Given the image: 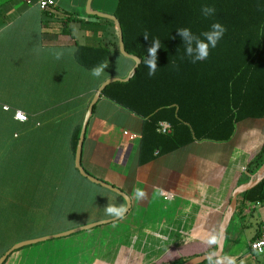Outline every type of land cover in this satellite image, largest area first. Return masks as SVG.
I'll return each mask as SVG.
<instances>
[{"label": "crops", "instance_id": "obj_1", "mask_svg": "<svg viewBox=\"0 0 264 264\" xmlns=\"http://www.w3.org/2000/svg\"><path fill=\"white\" fill-rule=\"evenodd\" d=\"M38 1L0 0V113L10 116L15 108L46 123L53 111L71 105L75 108L61 119L74 130L83 124L97 86L121 78L126 69L119 31L111 19L88 14V0H54L57 9L51 13ZM117 2L93 0L92 9L114 14ZM63 12L74 19L66 33ZM80 47L111 52L104 78L87 74L90 68L79 62ZM143 127V118L102 95L89 120L82 166L122 189L132 202L129 212L108 224L20 249L5 264H182L217 250L233 193L251 179L248 166L264 146V118L240 121L228 141H195L145 163L140 160ZM51 155L50 172L60 178L76 175L59 163L61 153ZM138 190L143 198H137ZM244 195L238 197L222 256L202 264H264V254L251 249L264 220V203L245 202ZM108 200L124 210L127 206L120 195ZM78 204L75 199L52 203ZM57 210L41 208L36 218L25 211L27 235L31 221L47 220ZM115 217L105 209L87 224Z\"/></svg>", "mask_w": 264, "mask_h": 264}, {"label": "trees", "instance_id": "obj_2", "mask_svg": "<svg viewBox=\"0 0 264 264\" xmlns=\"http://www.w3.org/2000/svg\"><path fill=\"white\" fill-rule=\"evenodd\" d=\"M203 5L215 7V15L204 17ZM55 7L44 10L55 12ZM65 15L62 33L68 32V23L74 20L73 14L63 12ZM114 15L121 22L127 53L139 57L141 63L129 81L111 83L103 96L144 119L141 163L195 141H228L240 121L264 118V0H118ZM214 22L224 25L227 32L207 60L192 63L177 29L188 27L200 35ZM152 39H159L161 48L156 74L150 77L144 61ZM110 53L80 47L79 62L91 69L106 63ZM122 58L126 69L120 77L127 78L135 62ZM72 108L65 105L53 111L46 123H39L29 112H24L28 120L20 122L15 118L19 109L15 108L10 116L0 113V258L19 242L90 222L78 197L81 186H102L82 176L75 166L83 124L73 130L74 126L61 119ZM163 121L172 125L171 133L158 131ZM52 152L61 153L59 163L71 167L76 175L61 174L60 178L50 172L49 164L55 160ZM263 164L264 146L248 172L256 174ZM65 175L68 178L62 180ZM72 199L80 204L52 205ZM244 201L264 203V179L245 193ZM41 208L58 209L57 215H47L48 219L41 221L45 222L43 228L31 221L27 235L22 214L28 210L36 218Z\"/></svg>", "mask_w": 264, "mask_h": 264}, {"label": "water", "instance_id": "obj_3", "mask_svg": "<svg viewBox=\"0 0 264 264\" xmlns=\"http://www.w3.org/2000/svg\"><path fill=\"white\" fill-rule=\"evenodd\" d=\"M92 3H93V0H88L87 13L90 15H94V16H98V17L106 18V19H111L112 21H114V23L116 24L118 31H119L120 52L124 56L134 60L135 66L133 67L132 71L130 72V74L127 78H110L107 81H105L96 91L95 96L92 99V101L88 107V110H87V113L85 115V119H84V122L82 125V129H81V133H80V137H79V141H78V145H77V149H76L75 166L79 170L80 174L82 176H84L85 178L89 179L92 183L97 184V185H101L102 187H104V188L120 195L121 197H123L126 200L127 206H126L123 214L120 216H117L115 218H112L109 220H102V221L93 222L90 224H86L84 226H80V227H77V228H74L71 230H67L65 232L58 233V234L47 235V236L34 238V239H28V240L19 242V243L15 244L13 247H11L0 258V264H5L8 260V258L14 252H16L20 249H23V248H26L29 246H33V245H37L40 243H44V242H47V241H50L53 239L71 236V235H74V234H77V233H80V232H83L86 230L96 228L100 225L108 224L112 221H116L118 219H121L122 217H124L129 212V210L132 206V202H131L130 197L122 189L114 186L113 184L108 183L107 181H104L100 178H97V177L89 174L85 170V168L82 166V155H83L84 143H85V139H86V132H87L89 120H90L92 113L94 111V107L96 106V104L98 103V101L100 100V98L103 95V91L106 89L107 86H109L111 83H114L116 81H129L133 77V75L136 73L137 68L139 67V65L141 63V59L139 57L127 53L126 48H125V43H124L123 28H122V25H121V22L119 21V19L114 14H108V13L93 10L92 9ZM263 179H264V164L256 174L252 175L251 179L248 182L240 185L238 188L235 189V191L233 193V198H232L230 210H229V212H228V214H227V216L223 222L222 234H221V237L219 240L217 250L213 253H208V254L196 256V257H194V258H192V259H190V260H188L182 264H202L209 259H214V258H218V257L222 256V254L224 252V246H225L226 231H227L229 224L232 221L233 215H234L235 210L237 208L239 195L244 194L247 191H249L250 189L254 188Z\"/></svg>", "mask_w": 264, "mask_h": 264}, {"label": "clouds", "instance_id": "obj_4", "mask_svg": "<svg viewBox=\"0 0 264 264\" xmlns=\"http://www.w3.org/2000/svg\"><path fill=\"white\" fill-rule=\"evenodd\" d=\"M201 13L204 17L214 16L216 13L215 7L208 5H203L201 7ZM177 32L183 40V45L185 46V52L187 57L191 59L192 63H198L208 59L210 51L215 49L219 42L223 39L227 28L219 22H214L210 25L207 31L202 32L200 35H196L188 27L178 28ZM146 38L149 36L144 35ZM161 48V41L159 39H152L151 47L147 49L148 55L147 59L144 61L146 67L148 68V75L154 76L157 70V52ZM108 67L106 63L98 64L91 69H86L87 74L96 80L104 78L105 69ZM137 198H143L145 193L138 190ZM124 212L122 207H116L109 205L106 207V213L111 216H120ZM215 243L213 239L211 241Z\"/></svg>", "mask_w": 264, "mask_h": 264}, {"label": "rangeland", "instance_id": "obj_5", "mask_svg": "<svg viewBox=\"0 0 264 264\" xmlns=\"http://www.w3.org/2000/svg\"><path fill=\"white\" fill-rule=\"evenodd\" d=\"M15 81H16V79H15ZM48 99H50V98H48ZM80 192L82 194H80L78 197L80 198V203H83L85 205V207L82 208V209H86V212H85L86 217L85 218L88 217V220H90V221H93L90 218H92L93 216H95V217L99 216L106 209V206H108L110 204L109 200L107 202L108 196H113V197L116 196L113 193L107 191L105 188L100 187V186H96V185H93L90 183L88 185H85V187H82ZM74 217H76V216L74 215ZM44 223L45 222H38L36 220V225H37L36 227L40 226L41 228H43ZM53 240H56V239H53ZM50 241H52V240H50ZM47 242H49V241H47ZM44 243H46V242H44ZM40 244H42V243H40ZM40 244H37V245H40ZM215 251L216 250H214V252Z\"/></svg>", "mask_w": 264, "mask_h": 264}, {"label": "built area", "instance_id": "obj_6", "mask_svg": "<svg viewBox=\"0 0 264 264\" xmlns=\"http://www.w3.org/2000/svg\"><path fill=\"white\" fill-rule=\"evenodd\" d=\"M38 2L42 9L55 5L54 0H39ZM4 108L6 110L10 109L9 106H5ZM15 118L20 122H26L28 120V116L21 110L16 111ZM158 131L162 134H169L172 132V125L167 121H163L159 124ZM251 249L257 254H264V220L260 224L259 236L251 243Z\"/></svg>", "mask_w": 264, "mask_h": 264}]
</instances>
